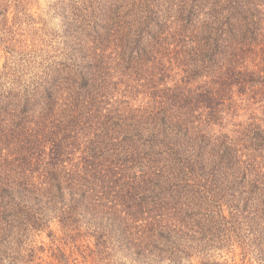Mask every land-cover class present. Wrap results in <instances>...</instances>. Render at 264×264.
I'll return each mask as SVG.
<instances>
[{"label": "trees", "instance_id": "obj_1", "mask_svg": "<svg viewBox=\"0 0 264 264\" xmlns=\"http://www.w3.org/2000/svg\"><path fill=\"white\" fill-rule=\"evenodd\" d=\"M56 9L71 60L2 72L0 264L53 222L103 258L264 261V0Z\"/></svg>", "mask_w": 264, "mask_h": 264}, {"label": "rangeland", "instance_id": "obj_2", "mask_svg": "<svg viewBox=\"0 0 264 264\" xmlns=\"http://www.w3.org/2000/svg\"><path fill=\"white\" fill-rule=\"evenodd\" d=\"M59 2L60 0H0L1 6L7 9L4 12L6 15L0 14V28L9 29L7 34L2 35L11 37L8 44L0 45V87L9 85L7 77L2 74L4 71H17L18 74L25 70L27 75L24 80L27 81L31 74L30 65L34 62L41 63L44 56L48 55L58 63L71 60L64 55V51L69 52V49L64 43L66 38L62 35V21L56 9ZM6 45L9 49L4 48ZM49 229L54 232L53 236L49 235L48 229L34 231L14 243L16 264H136L117 252L111 258L100 257L93 251L96 249L93 239L72 242L64 237V233L54 222ZM259 251L245 252L234 244L232 251L223 250L215 254L210 264H264ZM193 263L199 264L197 260H193Z\"/></svg>", "mask_w": 264, "mask_h": 264}]
</instances>
